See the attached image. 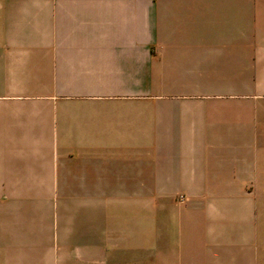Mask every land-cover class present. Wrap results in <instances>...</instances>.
<instances>
[{"label": "crops", "instance_id": "1", "mask_svg": "<svg viewBox=\"0 0 264 264\" xmlns=\"http://www.w3.org/2000/svg\"><path fill=\"white\" fill-rule=\"evenodd\" d=\"M0 264H264V0H0Z\"/></svg>", "mask_w": 264, "mask_h": 264}]
</instances>
